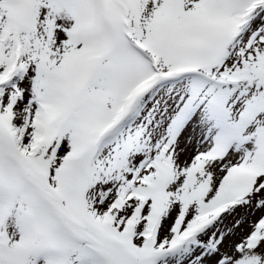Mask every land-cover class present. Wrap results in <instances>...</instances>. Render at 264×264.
I'll use <instances>...</instances> for the list:
<instances>
[{
	"label": "snow or ice",
	"instance_id": "1",
	"mask_svg": "<svg viewBox=\"0 0 264 264\" xmlns=\"http://www.w3.org/2000/svg\"><path fill=\"white\" fill-rule=\"evenodd\" d=\"M0 264H264V0H0Z\"/></svg>",
	"mask_w": 264,
	"mask_h": 264
}]
</instances>
